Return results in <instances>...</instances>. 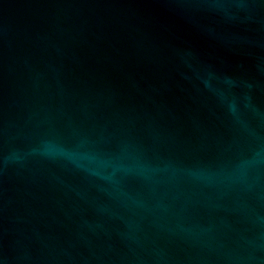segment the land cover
I'll use <instances>...</instances> for the list:
<instances>
[{"label": "water", "instance_id": "obj_1", "mask_svg": "<svg viewBox=\"0 0 264 264\" xmlns=\"http://www.w3.org/2000/svg\"><path fill=\"white\" fill-rule=\"evenodd\" d=\"M0 264H264V0H0Z\"/></svg>", "mask_w": 264, "mask_h": 264}]
</instances>
